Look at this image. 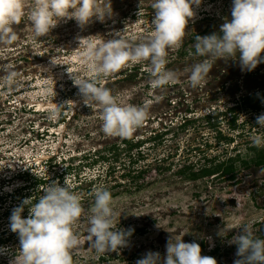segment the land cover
I'll return each mask as SVG.
<instances>
[{"label":"rangeland","instance_id":"1","mask_svg":"<svg viewBox=\"0 0 264 264\" xmlns=\"http://www.w3.org/2000/svg\"><path fill=\"white\" fill-rule=\"evenodd\" d=\"M151 2L111 0L113 14L105 21L84 29L62 21L49 36L35 38L28 21L33 0H24L23 17L13 26L17 40L0 45V65L10 64L19 83L7 84L0 72V264H11L19 248L9 227L13 208L36 200L54 182L71 185L85 209L73 229L81 240L74 264H136L149 251L163 256L171 236L198 243L217 264H234L236 245L229 241L243 226L264 239V170L243 165L264 150L251 143L253 135L264 134L256 127L264 104L258 112L243 105L230 112L244 97L264 92V63L248 72L238 61H215L201 85L188 82L192 65L204 59L195 55V36L218 33L231 18L232 0H203L196 9L182 43L168 53L166 68L177 73L175 83L152 88L147 61L102 78L119 103L147 112L130 138L106 136L101 109L85 105L73 84L67 69L78 78L95 75L84 57L90 40L99 44L118 36L135 45L151 36ZM51 107L60 113L55 120L49 119ZM232 160V178L190 177ZM97 187L112 194L114 226L133 230L119 252L97 254L89 247L86 217Z\"/></svg>","mask_w":264,"mask_h":264},{"label":"clouds","instance_id":"2","mask_svg":"<svg viewBox=\"0 0 264 264\" xmlns=\"http://www.w3.org/2000/svg\"><path fill=\"white\" fill-rule=\"evenodd\" d=\"M142 3L140 0V6ZM202 3L203 0H152L153 32L149 38L135 45L125 43L118 36L99 44L90 40L84 57L95 75L91 79L78 78L67 69L83 103L101 109L102 131L106 136L130 138L143 125L147 112L144 107L119 103L102 78L147 61L152 88L175 83L177 73L166 68L168 53L182 43L188 24ZM23 13L24 0H0V45H11L17 40L13 26L20 23ZM112 14L111 0L103 3L102 0H33L28 21L33 36L40 38L49 36L62 21H75L84 29L94 20L103 22ZM230 14L231 18L220 25L218 33L195 36V55L204 59L191 67L188 77L191 87L202 84L215 61H238L241 70L248 72L264 63V0H232ZM0 72L5 74L7 84L19 87L10 64L0 65ZM59 114L57 107H51L49 119L55 120ZM256 125L264 130V113L256 118ZM251 143L256 148L264 147V134L253 135ZM93 197L94 203L86 217L89 247L97 254L119 252L128 245L133 230L114 226V201L109 190L97 187ZM26 207L28 215L24 217ZM84 215L79 196L66 181L64 186L58 182L48 184L36 200H22L9 217L10 230L19 239L11 264H74L73 255L79 250L81 240L73 229ZM224 231L220 232L221 236ZM229 242L236 245L234 264H264V239L254 236L249 225L243 226ZM4 251L0 248V254ZM201 251L198 243H186L183 237L171 236L163 256L149 251L136 264H217Z\"/></svg>","mask_w":264,"mask_h":264},{"label":"trees","instance_id":"3","mask_svg":"<svg viewBox=\"0 0 264 264\" xmlns=\"http://www.w3.org/2000/svg\"><path fill=\"white\" fill-rule=\"evenodd\" d=\"M263 104H264V92L261 94L254 93V94H251L250 96L244 97L242 99L241 104L232 108L230 110V112L240 110L242 108V105L244 108H246L250 111L258 112V111H260L261 105H263ZM222 115L224 116V114H222ZM212 118H213L212 116L206 117V119H208V120H210ZM62 119H63V117H62ZM183 122L185 124V125L184 124L183 125L186 126V124L189 123L190 121L187 122V117H185V120ZM229 126L232 128V130L237 128L236 117H233L229 121ZM125 142H127V140ZM132 147L133 146H130L129 149H131ZM238 160H240V159L237 158V161ZM233 161H235V160H232V164L230 166L223 163V164L215 165V166H212L209 168H204L200 172H197V173L191 172L190 177L195 180V179H199V178H203V177L213 176V175H216L218 173L219 175H222V177L230 175L229 177L232 178V177H234L233 173L235 171V168H234L235 162H233ZM243 165L245 166L244 167L245 169H248L250 165L255 166L257 168L262 167L264 169V150L257 149L254 158L249 160V161L243 162ZM181 173L187 174L186 170H181Z\"/></svg>","mask_w":264,"mask_h":264},{"label":"flooded vegetation","instance_id":"4","mask_svg":"<svg viewBox=\"0 0 264 264\" xmlns=\"http://www.w3.org/2000/svg\"><path fill=\"white\" fill-rule=\"evenodd\" d=\"M253 152V151H252ZM257 168V167H256ZM260 169H263L262 167H259ZM264 170V169H263ZM235 172V171H234ZM233 175H234V173H233ZM230 175H227V177H229Z\"/></svg>","mask_w":264,"mask_h":264},{"label":"bare ground","instance_id":"5","mask_svg":"<svg viewBox=\"0 0 264 264\" xmlns=\"http://www.w3.org/2000/svg\"><path fill=\"white\" fill-rule=\"evenodd\" d=\"M42 108V106H40Z\"/></svg>","mask_w":264,"mask_h":264}]
</instances>
